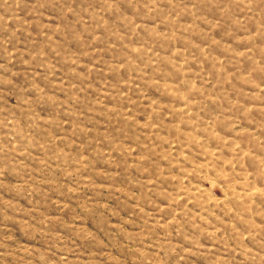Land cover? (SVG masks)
I'll use <instances>...</instances> for the list:
<instances>
[{
    "label": "rangeland",
    "instance_id": "rangeland-1",
    "mask_svg": "<svg viewBox=\"0 0 264 264\" xmlns=\"http://www.w3.org/2000/svg\"><path fill=\"white\" fill-rule=\"evenodd\" d=\"M0 264H264V0H0Z\"/></svg>",
    "mask_w": 264,
    "mask_h": 264
}]
</instances>
